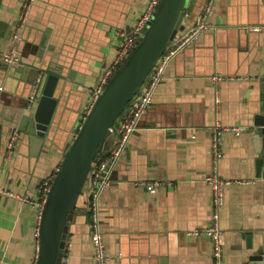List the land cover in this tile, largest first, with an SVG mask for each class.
Instances as JSON below:
<instances>
[{
    "label": "crops",
    "instance_id": "obj_1",
    "mask_svg": "<svg viewBox=\"0 0 264 264\" xmlns=\"http://www.w3.org/2000/svg\"><path fill=\"white\" fill-rule=\"evenodd\" d=\"M146 1L35 0L17 42L21 66L28 70L18 72V66L0 59V264H33L36 212L20 197L35 198L38 184L63 157L59 143L31 155L21 137L12 160H2L14 128L13 114L30 88L32 68L47 64L51 54L54 62L64 60L95 83L101 66L115 54V31L132 25ZM203 1L187 0L190 22ZM19 6L20 0H0V49L15 42ZM209 21L213 29L167 63L151 104L102 193L107 264H212L210 239L185 232L206 225L211 216V192L204 177L211 162L210 128L216 123L250 128L238 136L223 135L220 176L251 180L225 188L219 209L224 264H240L243 233L254 237L264 233L263 179L255 177L251 140L261 108L264 29L245 28L264 24V2L216 0ZM43 46L49 54L39 56ZM215 73L241 79H226L216 86L211 80ZM70 86L55 113L59 136L76 128L87 100L86 85ZM138 179L163 185L151 194L135 183ZM89 233L86 196L80 194L68 222L67 264L93 263Z\"/></svg>",
    "mask_w": 264,
    "mask_h": 264
},
{
    "label": "water",
    "instance_id": "obj_2",
    "mask_svg": "<svg viewBox=\"0 0 264 264\" xmlns=\"http://www.w3.org/2000/svg\"><path fill=\"white\" fill-rule=\"evenodd\" d=\"M186 4L187 0H159L141 39L107 80L80 126L63 136H59V130L55 129V113L65 90H70V85L74 83L86 86L94 83L85 78L89 74L77 71L64 60L54 62L55 55L49 54L46 46L40 48L39 56L45 52L50 55V59L47 64L32 68L30 88L15 110L11 123L22 131V139L27 140L31 155L48 151L58 143L63 149V157L39 221V248L35 264H60L68 222L91 163L97 152L107 148L114 139V135L108 133V127L139 89L174 36L185 28L186 23H192L188 15H185ZM21 40L22 35L18 42ZM26 69L28 70L24 66L17 67V71L21 73ZM37 76L39 78L36 80ZM33 85L34 100L28 103L27 98ZM260 88L261 108L260 113L255 116L251 140L255 154V177L263 179L264 187V76L261 78ZM243 237L245 246L240 264H264V233L255 237L250 233H243Z\"/></svg>",
    "mask_w": 264,
    "mask_h": 264
},
{
    "label": "built area",
    "instance_id": "obj_3",
    "mask_svg": "<svg viewBox=\"0 0 264 264\" xmlns=\"http://www.w3.org/2000/svg\"><path fill=\"white\" fill-rule=\"evenodd\" d=\"M35 0H20V8L17 14L16 33L14 34L15 42L8 49H0V59L7 65L21 66L22 57L17 50V42L21 38V31L26 25L29 11ZM159 0H147L141 12L134 23L128 27L119 28L115 31L118 43L113 58L105 62L98 73L97 79L92 86H85L87 100L81 109V117L77 123L78 128L92 108L98 98L105 83L124 61L136 42L141 39L145 27L151 20L156 5ZM216 0H204L199 12L195 15L192 23L179 31L164 49L155 61L154 65L146 75L139 89L132 95L131 99L117 116L112 125L108 127V133L114 135L111 144L97 152L94 157L87 178L83 184L81 194L86 196V210L89 215V240L92 248V264H107L108 253L106 250L105 234L101 224V206L100 198L102 193L110 184L112 170L127 147L130 135L137 129L139 121L149 108L152 101V93L158 83L161 81L165 67L170 59L183 49L194 44L204 33L213 29L209 17L214 10ZM264 2V0H263ZM187 8V5H186ZM187 15V9H185ZM247 30L259 31L264 29V24H253L245 27ZM39 78L37 76L36 80ZM226 79H241V77L224 76L215 73L211 76L212 82L217 86L220 81ZM1 89V87H0ZM35 85L28 95V103L34 100ZM217 94V90L215 91ZM249 128L242 125H225L216 123L210 128V169L204 177V181L210 188L211 192V216L206 225L187 230L185 233L189 236H206L210 239L212 251V264H224V255L222 247V230L219 226V209L223 206L225 200V188L232 184H248L250 179L245 178H224L220 176L218 170L219 160L222 158V141L223 135L227 132L238 136ZM22 137V131L16 127L11 128L6 142L4 144L2 160L10 162L16 152L17 144ZM59 166L48 174L38 184L35 198L21 196L20 200L28 202L35 208V224L33 227L34 256L32 263L35 264L39 248V221L48 191L56 175ZM135 183L153 194L159 186L163 185L162 181L138 179ZM1 190V189H0ZM71 250L70 238H65V246L60 264H67Z\"/></svg>",
    "mask_w": 264,
    "mask_h": 264
},
{
    "label": "trees",
    "instance_id": "obj_4",
    "mask_svg": "<svg viewBox=\"0 0 264 264\" xmlns=\"http://www.w3.org/2000/svg\"><path fill=\"white\" fill-rule=\"evenodd\" d=\"M87 214H88V212H87ZM88 217H89V215H88Z\"/></svg>",
    "mask_w": 264,
    "mask_h": 264
},
{
    "label": "rangeland",
    "instance_id": "obj_5",
    "mask_svg": "<svg viewBox=\"0 0 264 264\" xmlns=\"http://www.w3.org/2000/svg\"><path fill=\"white\" fill-rule=\"evenodd\" d=\"M187 5V4H186Z\"/></svg>",
    "mask_w": 264,
    "mask_h": 264
}]
</instances>
